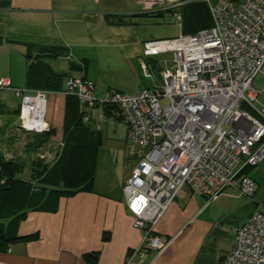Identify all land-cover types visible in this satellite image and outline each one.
Here are the masks:
<instances>
[{"label": "built area", "instance_id": "obj_1", "mask_svg": "<svg viewBox=\"0 0 264 264\" xmlns=\"http://www.w3.org/2000/svg\"><path fill=\"white\" fill-rule=\"evenodd\" d=\"M158 1L166 8L185 5ZM202 1L210 13L208 27L143 41L138 67L150 83L141 91H111L98 99L92 81L66 77L64 94L75 95L83 108H115L127 125V139L142 147L122 194L133 225L145 234L124 264L134 256L154 264L168 243L155 225L182 188L206 201L228 188L251 199L258 189L245 169L264 160V106L254 104L262 91L255 78L264 76V0ZM176 20L181 23L180 13ZM0 90L19 98V129H49L46 91L18 89L9 77L0 78ZM83 111L84 123L95 118ZM221 264H264V211L254 209L236 229Z\"/></svg>", "mask_w": 264, "mask_h": 264}, {"label": "crops", "instance_id": "obj_2", "mask_svg": "<svg viewBox=\"0 0 264 264\" xmlns=\"http://www.w3.org/2000/svg\"><path fill=\"white\" fill-rule=\"evenodd\" d=\"M102 2L104 0H0V45L7 42L11 52L13 46L26 47V51L28 44L64 45L69 52L64 57L68 60L67 70L55 69L52 62L56 59L47 58L45 62L55 72L67 76L83 72L80 77L92 81L86 72L88 58L73 61L69 57L73 45L89 43L82 42L94 18L88 8ZM141 53L142 46L135 59L138 60ZM71 62H75L76 66H71ZM27 63L26 59L25 71ZM67 76L61 83L63 89ZM10 81L12 85V77ZM109 92L111 91H106L97 98L101 99ZM46 93L56 96L58 100L59 120L55 122L52 117L47 118V105L45 119L49 128L54 129L49 141H57L60 145L65 134L67 97L62 91ZM0 105L5 112L9 111L6 104ZM80 109L90 112L95 117L94 120H100V116L106 114L101 105L93 108L79 106ZM16 130L20 137L21 129ZM82 135L84 134L77 130L70 132L73 140L81 139ZM89 159L88 155L87 161ZM135 165L122 174L116 185L106 182L104 188L97 189V180L93 176L92 184L87 189H80L69 195L49 194L46 189L43 195H36L38 199H33L17 225L6 226L8 234L20 237L36 233V236L26 241H0V264H124L129 252L140 244L145 234L143 228L133 225V216L127 210L122 194L123 184ZM250 170L251 168L247 171L249 174ZM24 179H30V173ZM80 179L81 176H76L74 180L80 182ZM45 180L51 188L65 187L63 183L59 184L55 171L49 173ZM191 200L199 202L200 207L203 206L197 195L188 188H182L155 225L154 231L166 237L168 243L160 251L154 264H221V259L233 246L236 229L254 210L233 226L228 235L216 223L199 218L197 211L200 207L196 209L193 204V207L186 208ZM92 252L98 253L96 261L84 258L85 253ZM145 263L146 258L134 256L131 264Z\"/></svg>", "mask_w": 264, "mask_h": 264}, {"label": "rangeland", "instance_id": "obj_3", "mask_svg": "<svg viewBox=\"0 0 264 264\" xmlns=\"http://www.w3.org/2000/svg\"><path fill=\"white\" fill-rule=\"evenodd\" d=\"M191 1L194 0H185V4ZM158 3H160L158 0H104L101 4H94L88 8L94 18L82 42L89 43L73 45L69 58L73 61L88 58L86 72L88 78L90 77L95 84L96 97L99 98L106 91L134 94L144 89L150 80L141 76L138 60L135 59L141 51L143 41L189 33L187 21L184 22L182 19L179 23L176 20L177 13L183 14L182 7L166 8ZM7 45V42L0 45V78L12 77V86L24 89L26 47H14L10 44L13 46L11 52ZM52 65L57 70H67L68 60L60 57L53 61ZM82 74L83 72H77L74 76L80 77ZM153 77L159 81L157 71L153 72ZM255 85L262 91L254 104L256 107H262L263 75L256 76ZM46 98L48 101L46 116L57 122L58 100L49 93H46ZM0 104L9 107V111L5 112L0 105V151L5 157L23 163L24 171L19 176L25 178L29 176L30 163L35 158L41 157L45 162H50L56 157L60 145L57 141H47L39 149L29 147L36 138L33 133L21 130L20 137L17 136L18 113L14 111L18 108L19 98L11 90H0ZM88 125L84 128L86 132L82 137L83 143L90 151L89 157L94 160L97 189L104 188L106 182L116 185L122 174L135 165L142 147L126 138L127 125L122 119L118 120L104 114L102 119H92ZM249 175L256 179L259 185L251 199L239 194L235 189L228 188L209 201L197 196L203 206L200 207L199 202L194 203L191 200L186 208L193 207V204L196 209L200 207L197 211L200 214L199 218L216 223L229 235L232 227L245 219L251 210L264 211V160L251 167ZM58 181L60 184L61 181ZM37 184L47 190L51 188L48 185Z\"/></svg>", "mask_w": 264, "mask_h": 264}, {"label": "trees", "instance_id": "obj_4", "mask_svg": "<svg viewBox=\"0 0 264 264\" xmlns=\"http://www.w3.org/2000/svg\"><path fill=\"white\" fill-rule=\"evenodd\" d=\"M182 13L183 21H187L189 33H194L211 24L208 6L202 0H194L183 5ZM110 21L113 22V20ZM68 55V48L64 45L35 46L28 44L25 53L28 60L25 71V88L63 92L65 88L63 89L61 83L67 75L53 71L45 60L47 58L67 57ZM75 64V62H71V66H76ZM65 95L67 97L64 121L65 134L61 140L59 151L53 160L45 162L41 157L35 158L30 163V179H24L18 176L24 171L23 163L5 157L0 151V241L3 243L26 241L36 236V233L20 237L8 234L6 226H16L19 220L25 216L26 208L30 206L33 199H38L37 197L46 192V188L40 187L37 183L47 185L45 179L52 171L57 172L58 180L65 187L64 189L51 188L47 191L49 194L69 195L77 190L87 189L92 184L94 160L90 158V162L87 161L90 151L83 143V137L79 140H73L70 136V132L73 130L84 134L86 132L84 128L89 126V122L84 123L82 121L84 111L79 110L80 104L77 97L72 94ZM103 107L107 115L123 120L120 112L112 106L104 105ZM14 112L18 113V108ZM33 134L36 138L30 143L29 147L39 149L49 141V138L54 134V129L49 128L43 133ZM249 168L245 171L247 172ZM76 176H81L80 182L74 180ZM36 195L38 196L36 197ZM83 256L86 259L96 261L98 253H85Z\"/></svg>", "mask_w": 264, "mask_h": 264}]
</instances>
